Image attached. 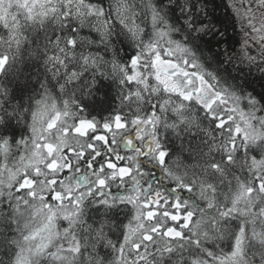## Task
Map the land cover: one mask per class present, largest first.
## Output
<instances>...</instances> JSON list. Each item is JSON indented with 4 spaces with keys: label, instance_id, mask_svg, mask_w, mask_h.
<instances>
[{
    "label": "snow or ice",
    "instance_id": "obj_1",
    "mask_svg": "<svg viewBox=\"0 0 264 264\" xmlns=\"http://www.w3.org/2000/svg\"><path fill=\"white\" fill-rule=\"evenodd\" d=\"M209 3L0 0V264H264V14Z\"/></svg>",
    "mask_w": 264,
    "mask_h": 264
},
{
    "label": "trees",
    "instance_id": "obj_2",
    "mask_svg": "<svg viewBox=\"0 0 264 264\" xmlns=\"http://www.w3.org/2000/svg\"><path fill=\"white\" fill-rule=\"evenodd\" d=\"M231 0H210L209 10L211 11L213 7L215 8V15L220 18H226L229 21L228 24V46L231 51L237 56H242L241 50V27L240 21L233 11L231 5ZM236 67L242 68L245 72L248 71L247 61L244 64H239L237 62ZM253 73H255V67L252 68Z\"/></svg>",
    "mask_w": 264,
    "mask_h": 264
},
{
    "label": "rangeland",
    "instance_id": "obj_3",
    "mask_svg": "<svg viewBox=\"0 0 264 264\" xmlns=\"http://www.w3.org/2000/svg\"><path fill=\"white\" fill-rule=\"evenodd\" d=\"M231 4H235V6L237 8H240L241 7V0H231ZM244 3L245 5H247L248 3H251L252 6H253V11L255 12L256 14V18H257V26H259V20H260V16L262 14H264V7H258L256 5V2L255 0H244ZM239 21H240V27H241V36H242V41H241V45L243 44V42L245 40H248V47H247V53L249 55H252V56H259V53L261 51V43H257L256 41H253L251 39V35H254L250 32V29L247 27L246 25V20H242L238 17ZM245 32H248L249 35L246 36L245 35ZM242 55H243V52H242Z\"/></svg>",
    "mask_w": 264,
    "mask_h": 264
}]
</instances>
